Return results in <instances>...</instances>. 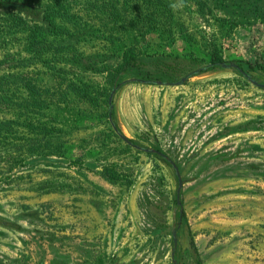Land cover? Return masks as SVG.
<instances>
[{"label":"rangeland","instance_id":"rangeland-1","mask_svg":"<svg viewBox=\"0 0 264 264\" xmlns=\"http://www.w3.org/2000/svg\"><path fill=\"white\" fill-rule=\"evenodd\" d=\"M168 2L172 40L149 36L142 46L153 58L143 60L144 68L159 59L172 63L180 75L203 68L211 62L208 43L214 39L224 63L251 66L250 75L264 84V0H207V6L198 0ZM116 48L105 36L89 33L80 42L82 63L55 66L70 82L91 91L105 89L101 68L112 62ZM7 54L24 57L23 44L0 46V59ZM6 73L0 71V76ZM228 76L240 75L219 65L194 79L199 83L192 88L127 82L113 97L112 119L126 137L145 147H162L161 123L172 128V134H184L186 127L179 122L187 112L180 109L184 103L197 116L217 110V103L206 110L205 102L229 100L223 108L229 123L259 122L264 90L245 85L237 104L233 95L225 96L216 87ZM209 79L215 80L206 86ZM54 113L47 114V123L59 128L50 121ZM22 114L0 112V120L17 122L15 138L9 145L0 144V264H88L91 255L96 264H104V252L112 264H171L177 189L173 171L113 137L107 118H99V113L62 125L63 133H56L63 142L62 162L48 165L41 156L25 164L36 156L27 153L29 145L42 136L26 126ZM34 120L46 121L41 116ZM179 136L169 153L180 166L183 182L185 217L177 231V258L181 264H195L192 236L202 264H264V169L252 170L257 174L254 182L242 178L245 170L240 174L238 167L224 170L216 162L207 167L199 156L187 161L196 143L184 144L188 139ZM107 166L116 168L114 181L103 177Z\"/></svg>","mask_w":264,"mask_h":264},{"label":"trees","instance_id":"trees-1","mask_svg":"<svg viewBox=\"0 0 264 264\" xmlns=\"http://www.w3.org/2000/svg\"><path fill=\"white\" fill-rule=\"evenodd\" d=\"M198 1L208 5L207 0ZM222 4L224 1L216 6ZM89 33L103 35L117 47L112 62L101 68L108 88L95 91L68 81L55 66L59 62L82 63L80 42ZM172 34L168 0H0V46L23 44L25 51L24 57L7 54L0 59V71L7 72L0 76V112L16 117V111H21L26 126L42 136L27 150L36 156L23 162L36 163L41 156H46L48 165L62 162L63 142L56 133H63L64 123L94 113L107 118L106 128L118 137L108 119L110 92L127 79H151L152 74L142 67L144 59L153 57L144 54L142 44L151 35L171 41ZM208 46L212 66L224 63L214 39ZM234 64L241 67L242 63ZM52 111L55 116L50 121L59 128L47 123ZM40 116L45 117L44 124L34 122ZM16 125V118L0 120V144L9 145L10 138H15ZM103 171L105 179L115 180V167ZM190 249L196 255L195 263L202 264L192 238ZM95 260L87 262L96 264Z\"/></svg>","mask_w":264,"mask_h":264},{"label":"flooded vegetation","instance_id":"flooded-vegetation-1","mask_svg":"<svg viewBox=\"0 0 264 264\" xmlns=\"http://www.w3.org/2000/svg\"><path fill=\"white\" fill-rule=\"evenodd\" d=\"M162 60L163 59L153 60L152 65L151 66L148 65L146 68H144L145 66H143L142 67L143 69H146L152 74L151 76L152 78L144 79V80L138 79L135 81L136 84L155 86L159 88L167 87V88L178 89L180 87H186V86H190L192 88L194 83H199V82H194L195 81L194 79H199L202 76H206L209 72L213 71L214 69V67L210 62V64H208L203 68H198L196 70L190 71L188 73L185 72L180 75L178 74L179 72H176L177 70L174 68L175 66H173L172 63L165 64L162 62ZM227 65H229V67H226L225 69L232 68L235 71H237L241 77L239 76L238 78L237 76H233V77L228 76L224 78L222 80L223 82H220L216 85L217 88L221 89L220 93H223L225 96L233 95L234 99H236L237 101V104H240L242 101L239 99L240 95L238 92L241 91L242 89H245V85L251 84L260 91L264 90V84L257 81V79L254 76L250 75V71L252 69L251 66L243 63L241 64V67H238L234 63ZM209 80H210L209 82L210 84H207L206 86L213 84V81L215 79L212 80L209 79ZM198 81L201 82V80ZM228 101L227 102L207 101L204 103L205 105H207L206 110L210 109L209 106H213L215 103H217L218 112L215 108L212 112H206L205 114H197V116H194V112H189L191 108L184 103L180 109L185 108L187 112L185 118L183 119L181 118L179 122L182 121L186 128H183L184 134L180 135L181 132L179 131L178 136L180 135L179 136L180 138L185 137V140L188 139L184 144L196 143L192 147V152L187 155L188 156L187 161L190 160V162H192L193 159L199 156L201 158V162L205 163L207 167L211 166L213 162H216L218 168L220 167L224 170H228L231 168L236 170V168L238 167L240 174L242 172V169L245 170L242 172V175H240L242 176V178H245L250 172H253L252 171L253 169H256L257 166L259 165V163H257L255 166L254 161L256 159L258 161V158L262 159L261 154L264 152V116L258 119L259 122L257 121H251L245 123L238 122L240 124H237V121H235L234 122L235 124H231L229 123L228 119H225V115H223L225 111L223 108L229 105ZM170 103L171 105L169 107L172 108V102L170 101ZM112 110H113V100H112ZM112 124L111 126L115 134L118 136V138H120V136H123L127 140V142H125L121 138L120 139L129 148H133L143 154L148 155L149 157L154 158L155 160L158 161V163L165 165L174 173V176L177 181V189L174 200L176 211L174 214V228L172 229L171 264H181L180 260L177 258L178 256L177 231H179V229L181 228L182 219L185 217V212L182 209L183 202L181 197L183 182L181 179V175L179 173L180 166L173 159V156L169 155V153L171 154V152L174 151L173 149L175 146L173 147L172 144L175 145L177 144L176 138H178V136L176 133L172 134V128H168V126H165L164 123H161L158 132L159 134L162 135L159 138V142L162 145V147L161 146L145 147L137 144L134 139L126 137L123 134V132L117 127L114 119H112ZM187 129L189 130L186 131ZM164 146L166 148H164ZM177 173L179 174V178L182 184L179 191V196H177V190H178ZM174 233H175L176 241H174V236H173ZM190 238L193 239L192 236H190ZM190 238H189V247H190ZM191 252L193 253L192 250ZM197 256L201 260L198 253V249H197ZM195 260H196V255H195ZM103 262L104 264L114 263V261H111L109 259V255L105 252L103 254ZM44 263L48 264L47 261H44Z\"/></svg>","mask_w":264,"mask_h":264},{"label":"water","instance_id":"water-1","mask_svg":"<svg viewBox=\"0 0 264 264\" xmlns=\"http://www.w3.org/2000/svg\"><path fill=\"white\" fill-rule=\"evenodd\" d=\"M221 65V67H223V68H226V67H229V65H227L226 63H221L220 64ZM230 66H233V65H230ZM131 81H134V79H127V80H124L123 82H122V85H121V87L123 86V84H126L127 82H131ZM121 87H116V88H113L112 89V91L110 92V95H109V98H108V105H109V108H108V119H109V121L111 122V124H112V100H113V97H114V95L116 94V92H117V90L119 89V88H121ZM113 125V124H112ZM120 138L122 139V140H124L125 142H127V140L123 137V136H120ZM176 172H177V169H176ZM177 176H178V190H177V196H179V191H180V188H181V181H180V178H179V174L177 173ZM174 241H176V239H175V233H174Z\"/></svg>","mask_w":264,"mask_h":264},{"label":"crops","instance_id":"crops-1","mask_svg":"<svg viewBox=\"0 0 264 264\" xmlns=\"http://www.w3.org/2000/svg\"><path fill=\"white\" fill-rule=\"evenodd\" d=\"M253 155H254V154H253ZM261 157H262V159H264V152L261 154ZM252 161H253V160H252ZM256 161H257V159L254 161L255 166H256V164H257ZM257 168L264 169V163H263V164H262V163H259V165L257 166ZM247 177L249 178V180L254 181V182H256V180H257V174H256V172H250V173L247 175ZM248 178H247V179H248ZM260 180H262V179H260ZM249 199H250V200H253L254 198L251 199V197H249ZM89 257H90V255H89ZM89 259H93V255H91V257H90ZM50 264H53V262L51 261ZM61 264H68V262H66V263L62 262ZM69 264H70V263H69Z\"/></svg>","mask_w":264,"mask_h":264}]
</instances>
